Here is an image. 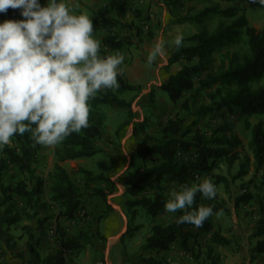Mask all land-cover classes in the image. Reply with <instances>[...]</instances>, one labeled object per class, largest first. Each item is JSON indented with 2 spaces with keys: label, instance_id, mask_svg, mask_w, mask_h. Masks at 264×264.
<instances>
[{
  "label": "rangeland",
  "instance_id": "obj_1",
  "mask_svg": "<svg viewBox=\"0 0 264 264\" xmlns=\"http://www.w3.org/2000/svg\"><path fill=\"white\" fill-rule=\"evenodd\" d=\"M68 1V0H67ZM42 6H46L47 0H40ZM231 4V5H230ZM125 14L118 17L115 13L116 25L111 28L114 35L124 38L125 44L119 51L124 53L125 60L121 65V77L131 85H138L139 90L119 91L115 89L120 98L130 103L128 109L119 108L113 105H98L90 107L102 119L105 137L96 141V149L99 152L82 160H66L60 165L67 171L69 177L78 187L82 194V208L73 219L60 218L59 221L66 228L69 236L77 237L81 244L78 249L67 260V264H75L81 258H86L85 264H104V250L106 244L98 238V226L102 232V219L107 210V205L117 208L122 205L127 218V225L118 237L119 244L116 248L123 246V254L119 255L123 264H136L137 258L141 255L146 237L150 233V226L155 222L154 218L140 206L133 211L125 205V187L134 182L140 174V169L149 163V160H139L130 167V155L138 147L141 139L147 135L151 137L149 144L157 143L160 139V129L166 120L174 115L186 117V126L190 129L191 136L195 130L204 134L207 138L214 127L220 124L228 126V132L224 136L230 140H238L236 147L229 148L231 163L227 159L220 158L215 162L214 168L202 178L221 176L227 183H220L217 186V195L214 199L201 198V205L208 206L224 203L227 211L222 212L219 217L210 216L215 230L230 240L228 246H213L210 243V234L198 232L195 239L188 241V246H179L182 258L178 259L181 264H210L204 262L205 254L210 247L219 255L218 264H264V254L258 255L254 262L251 261V248L259 240L253 236L255 223L260 217L259 210L264 204V178L261 171H255L252 165L251 129L261 123L264 127V112L246 116L237 110L229 112L227 109H216L215 104L226 95L229 90L225 86L212 88L202 92L201 97L194 106L182 108L183 99L175 103L169 101L166 93L160 90V85L167 81L169 75L178 72L183 64L180 60L169 64L168 58L174 51V47L167 46L166 54L158 58L149 68L146 66V57L156 42L163 34L166 40H171L179 32L184 36V46L195 44V40H186L191 36L206 32L212 33L218 24L229 25L232 19L219 17L215 14L200 15L206 8L221 7L218 0H122ZM228 5V6H227ZM229 6L238 7L241 13L244 12L248 24L256 30H260L264 23V6L259 0H235L228 2ZM74 6V3H73ZM70 7L74 11V7ZM143 6H148V12L143 14ZM225 6V5H224ZM21 19H25L17 9ZM134 11V12H133ZM76 12V11H75ZM138 15H136V13ZM78 13V12H76ZM103 12L93 13V19L103 18ZM149 16L148 19H145ZM109 17V16H108ZM110 18V17H109ZM99 26V25H97ZM135 28H139V35L135 34ZM246 38L241 32L237 36V43L223 47L214 52L210 57L209 71L217 73L221 67H227L231 56L238 57L248 54ZM101 54L104 52L101 50ZM264 85V77L251 83L252 90ZM151 94L152 97L149 95ZM189 96L188 93L184 98ZM211 108V110H207ZM133 121L143 122V130L138 137L132 136ZM8 145H12L10 142ZM57 146V145H56ZM56 146L46 147L32 143L28 164L31 173H22L13 165H7L0 170V202L4 197L9 196L8 203L0 205V263L2 264H25L27 252L25 251L26 241L31 234L34 238H42V255L55 251L52 240L47 239L51 229L54 228L55 219L58 214L57 205L51 200V182L49 174H52L55 164L54 149ZM59 146V145H58ZM191 154V153H190ZM189 153L180 154L181 159L191 156ZM3 157L0 150V158ZM250 159L246 173L240 177L238 172L245 158ZM82 168L91 171L93 174H109L113 171L110 179L115 182L116 190L107 197V201L92 195L96 188H104L107 192L105 182H88L83 180L82 175L77 171ZM109 177V176H108ZM41 179L45 186L29 207L27 202L14 193H4L2 188L14 187L18 182H24L26 188L31 190L36 182ZM192 183V184H193ZM170 178L164 180L163 190L168 197L169 190L177 187ZM155 192H147L146 195H153ZM243 194H249L250 199L243 205L236 201ZM120 198V199H119ZM175 213H169L161 217L162 223H167L175 217ZM13 215H19L18 224L8 225L6 220ZM102 218L99 220V217ZM41 220H45L40 224ZM115 226L120 223L115 219ZM100 222V225H99ZM24 226L29 229H24ZM117 244V243H115ZM24 257L21 259L19 255ZM79 258V259H78ZM89 259V260H88ZM15 262H14V261ZM88 260V261H87ZM14 262V263H13ZM168 264L170 262L167 261Z\"/></svg>",
  "mask_w": 264,
  "mask_h": 264
},
{
  "label": "trees",
  "instance_id": "obj_2",
  "mask_svg": "<svg viewBox=\"0 0 264 264\" xmlns=\"http://www.w3.org/2000/svg\"><path fill=\"white\" fill-rule=\"evenodd\" d=\"M178 1V0H177ZM226 2H234L235 0H219ZM111 9L115 11L117 16L123 17L125 9L122 0H109ZM264 6V5H263ZM134 12V11H133ZM138 15L137 12H135ZM215 14L219 17L232 19L229 25L218 24L216 30L207 34L202 32L193 35L186 40H195L196 43L184 46L179 50L174 48L173 53L168 58L169 64L176 63L180 60L183 64L178 72L169 75L166 82L160 85V90L166 93L170 102L175 103L183 99L181 106L187 108L189 105L194 106L201 97L202 92L212 88L213 86H225L233 88L224 95L218 103L215 104L216 109H227L229 112L234 110L246 116L264 112V85L252 90L251 83L264 77V23L260 30L248 24V20L241 10L235 6L221 9L219 7L206 8L200 15ZM147 16L145 19H148ZM17 9L9 8L5 13H0V22L5 20H20ZM94 25H99L107 29V34L102 39V46L108 52H119L125 44L124 38H119L113 34L111 28L116 25L117 21L109 17L93 19ZM246 38V46L248 54L238 57L232 55L227 67H221L217 73L209 71L210 57L217 50L237 43V36L240 33ZM135 34L139 35V28H135ZM184 42V41H183ZM103 55H107L104 51ZM120 87L119 91H135L139 90L138 85H131L125 81L121 75L117 77ZM188 93L189 96L184 98ZM151 97L152 95L149 94ZM90 107L98 105H113L119 108L128 109L130 103L120 98L117 93L111 89L102 90L97 93L95 98L89 101ZM211 110V108H207ZM89 127L83 128L79 133L70 134L62 143L58 144L54 149L55 164L52 174H49L51 187V200L58 207V214L55 219L54 228L51 229L47 239L52 240L55 251L42 255L41 248L42 238H34L29 234L26 241L27 260L25 264H67V260L78 249L81 244L77 237L68 235L66 228L59 221L60 218L73 219L77 216L82 206V194L78 187L69 177L67 171L60 165L66 160H76L84 157H90L99 152L96 149V141L105 137V131L102 125V119L93 110L90 109ZM143 130V122L133 121L132 136L138 137L140 131ZM228 132L226 124H220L214 127L212 133L207 138L198 130H195L191 136V131L186 126V117L174 115L166 120L160 129V139L157 143L149 144L151 137L145 135L138 144V147L130 155V167L137 161L149 160L144 163L140 169L138 178L127 185L124 190L125 205L131 208V214L137 206L142 207L150 217L154 218L164 213V204L167 201V195L163 194L164 180L170 178L177 185H191L203 175L208 174L215 166V162L224 158L231 163L229 156V148L236 147L238 140H230L224 136ZM12 145H5L2 149L3 157L0 158V170L7 165L15 166L22 173H31L28 164L30 156V148L33 141L28 133L24 135L16 134L11 138ZM251 147H252V165L255 171H261L264 178V127L261 123L255 124L251 129ZM191 153L189 158L181 159L180 154ZM250 164V159L245 158L241 164L238 176L246 173V169ZM77 171L82 175L83 180L88 182H105L107 192L104 188H96L93 194L107 201V197L115 192L116 185L110 177L103 174L93 175L91 171L78 168ZM213 183H227V180L221 176H213ZM199 183V182H197ZM45 183L36 178V182L31 190L26 188L24 182H18L14 187L2 188L4 193L10 192L24 199L29 207L34 199L43 193L42 189ZM154 191L153 195H146L147 192ZM202 195L196 194V208L200 203ZM250 199L249 194H243L236 201L245 205ZM9 196L4 197L0 205L8 203ZM227 211V207L221 202L213 207V211ZM111 207L107 205L105 213L109 212ZM260 217L255 223L253 236L259 240L251 248V261L255 260V255L264 254V204L259 210ZM184 214V210H177L174 220L166 225L152 224L150 233L145 239L143 249L153 250L162 255L158 256H139L136 264H168L164 253H166L172 243L178 241L180 245L186 249L188 241L195 239L198 232L210 234V243L213 246H226L230 244V240L222 236L214 228L213 221L209 217L202 227L196 228L191 224L178 223L177 217ZM133 215V214H132ZM104 217V215H102ZM99 217V220L102 218ZM19 215H13L6 220L8 225L18 224ZM41 220L39 223H44ZM42 222V223H41ZM24 229H29L24 226ZM195 229L196 232L190 231ZM19 257L23 259V255ZM210 264H218L219 255L210 247L205 254L204 262ZM2 264V263H0Z\"/></svg>",
  "mask_w": 264,
  "mask_h": 264
},
{
  "label": "clouds",
  "instance_id": "obj_3",
  "mask_svg": "<svg viewBox=\"0 0 264 264\" xmlns=\"http://www.w3.org/2000/svg\"><path fill=\"white\" fill-rule=\"evenodd\" d=\"M9 8L20 9L25 19L0 22V150L25 133L34 145L56 146L89 127V101L98 92L120 87L125 55H102L92 18L73 11L67 0H47L46 6L40 0H0V13ZM183 41L179 32L171 40L161 34L146 66L164 57L167 46L179 50ZM197 193L214 199L217 186L205 177L171 188L165 212L184 210L177 222L196 228L222 215L211 205L194 208Z\"/></svg>",
  "mask_w": 264,
  "mask_h": 264
},
{
  "label": "crops",
  "instance_id": "obj_4",
  "mask_svg": "<svg viewBox=\"0 0 264 264\" xmlns=\"http://www.w3.org/2000/svg\"><path fill=\"white\" fill-rule=\"evenodd\" d=\"M67 2L69 3L70 7H72L73 3H74V6H73L74 11H76L78 13L84 12V13L88 14L90 18H91V16H93V13H98V11L103 12L102 14L104 17L109 16L112 19L115 18V11L113 9H111V7L109 5V0H68ZM218 2L221 6L220 7L221 9H224L228 3L226 1H219V0H218ZM143 7H145V8H141V9H143V14L145 13V15H146V13L148 12V6L147 7L143 6ZM93 26H94V35L96 36V38L100 39V41H101V50L103 52L105 51L107 54L115 53V52L106 51L102 46V39L107 34V29L102 28V27L97 26V25H94V24H93ZM80 160H82V158H80ZM98 174H103L105 176L111 177V175L113 174V171L109 174H105L102 172L98 173ZM93 175H96V174H93ZM162 193L165 194L164 190L162 191ZM112 194L114 197L115 196L114 193H112ZM165 214L168 215L169 213H166L164 211V213L162 215L154 217L155 222H157L158 224L166 225V224L171 223L174 220V217H173L171 221H169L167 223H162L160 219ZM134 215L135 214H133V215L131 214L132 217ZM103 218L104 219H102V221H100V222H102V232H100L99 226H98V230L96 231L98 233V236H99L98 238H100L101 241H104L106 244V247L104 250L103 262H104V264H123L122 261L120 260V257H119L120 254L121 255L123 254V246L120 249L116 248L117 245L119 244L118 237L120 236V234L123 232V230L125 229V227L127 225V220H126L127 218L125 217V212L123 210L122 205H119V207H117V208L113 207L109 212L104 214ZM115 219L120 220V223L116 226H115V222H116ZM100 222H99V225H100ZM154 224H156V223H154ZM190 231L196 232L195 229H191ZM115 243H117V244H115ZM179 246H180V243L178 241H176V242L172 243L170 246V249L166 253H164V255H165L164 257H165L166 261L170 262V264H181L180 262H178L179 261L178 259H180V257L182 258L183 254L180 251ZM226 246H228V245H226ZM159 254L162 255L161 252L158 253V252L153 251V250H148V249L146 250L145 249L142 252H140L139 255L148 257L151 255L152 256H158ZM257 256H258V254L255 255V259L257 258ZM254 261H252V262H254ZM16 263L19 264V262H16ZM85 263H86V258H81L75 264H85Z\"/></svg>",
  "mask_w": 264,
  "mask_h": 264
},
{
  "label": "built area",
  "instance_id": "obj_5",
  "mask_svg": "<svg viewBox=\"0 0 264 264\" xmlns=\"http://www.w3.org/2000/svg\"><path fill=\"white\" fill-rule=\"evenodd\" d=\"M51 232V231H50ZM52 233V232H51Z\"/></svg>",
  "mask_w": 264,
  "mask_h": 264
}]
</instances>
